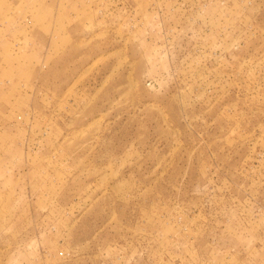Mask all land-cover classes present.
I'll list each match as a JSON object with an SVG mask.
<instances>
[{
    "label": "rangeland",
    "instance_id": "1",
    "mask_svg": "<svg viewBox=\"0 0 264 264\" xmlns=\"http://www.w3.org/2000/svg\"><path fill=\"white\" fill-rule=\"evenodd\" d=\"M0 264H264V0H0Z\"/></svg>",
    "mask_w": 264,
    "mask_h": 264
}]
</instances>
